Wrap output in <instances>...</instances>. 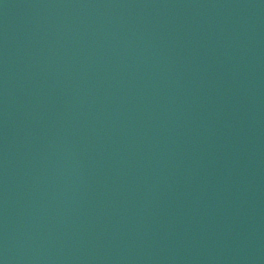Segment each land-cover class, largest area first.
<instances>
[{
    "label": "water",
    "instance_id": "95a60500",
    "mask_svg": "<svg viewBox=\"0 0 264 264\" xmlns=\"http://www.w3.org/2000/svg\"><path fill=\"white\" fill-rule=\"evenodd\" d=\"M5 264H264V0H0Z\"/></svg>",
    "mask_w": 264,
    "mask_h": 264
},
{
    "label": "clouds",
    "instance_id": "9594fccd",
    "mask_svg": "<svg viewBox=\"0 0 264 264\" xmlns=\"http://www.w3.org/2000/svg\"><path fill=\"white\" fill-rule=\"evenodd\" d=\"M0 261H2V264H5V260H3V259H0Z\"/></svg>",
    "mask_w": 264,
    "mask_h": 264
},
{
    "label": "snow or ice",
    "instance_id": "6c2138e0",
    "mask_svg": "<svg viewBox=\"0 0 264 264\" xmlns=\"http://www.w3.org/2000/svg\"><path fill=\"white\" fill-rule=\"evenodd\" d=\"M0 264H2V261H0Z\"/></svg>",
    "mask_w": 264,
    "mask_h": 264
}]
</instances>
